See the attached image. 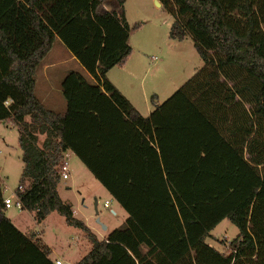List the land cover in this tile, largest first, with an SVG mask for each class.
Masks as SVG:
<instances>
[{
	"label": "trees",
	"instance_id": "trees-1",
	"mask_svg": "<svg viewBox=\"0 0 264 264\" xmlns=\"http://www.w3.org/2000/svg\"><path fill=\"white\" fill-rule=\"evenodd\" d=\"M159 1L169 36L191 35L204 64L144 115L107 75L133 50L125 0H0V120L20 129L19 196L39 222L57 210L85 230L75 264H264V0ZM57 38L88 73L63 77L64 110L36 93ZM67 149L129 214L106 238L59 193ZM224 218L239 228L227 251L207 241ZM51 253L7 216L0 177V264H56Z\"/></svg>",
	"mask_w": 264,
	"mask_h": 264
},
{
	"label": "rangeland",
	"instance_id": "rangeland-1",
	"mask_svg": "<svg viewBox=\"0 0 264 264\" xmlns=\"http://www.w3.org/2000/svg\"><path fill=\"white\" fill-rule=\"evenodd\" d=\"M108 4L107 6L111 7V3ZM124 4L131 26L129 42L133 50L127 63H124L125 66H116L111 76L135 100L141 112L149 115L147 103L157 106L163 102L202 67L204 61L191 35L184 39L169 36L173 16L162 4L156 0H125ZM69 53L70 50L60 38H57L50 57L58 62H64L58 70L63 72L64 68H70L88 75L78 59H71ZM55 73L56 71L54 75ZM62 79L57 73L54 83L59 84ZM42 91L43 88L39 87L37 92L39 96H42ZM63 97L65 103L62 107L48 102L45 106L64 110L67 102L64 94ZM27 118L29 119V116ZM19 134L20 129L16 124L0 120V177L7 194L18 188L25 165ZM45 136L39 133L40 145ZM69 159L70 175L60 180L58 184L60 195L66 202L72 204L77 218L84 220L91 229L96 228L105 236L108 230L120 226L129 214L119 202L110 197L106 187L92 175L83 160L71 154ZM96 194L99 197L98 212L95 206ZM106 199L110 200L108 206L104 205ZM5 213L25 233L48 241L54 250L52 255L55 257L61 255L56 259L61 258L64 264L76 263L92 247L85 230L70 224L65 215L57 210L52 211L40 222L36 219L34 211L18 209L15 205L5 209ZM106 221L110 224L108 230L102 224ZM211 232L213 236L207 237V241L220 250L227 251L228 243L237 236L239 228L225 218ZM221 240L224 242L221 243ZM141 250L147 252L148 246L142 244Z\"/></svg>",
	"mask_w": 264,
	"mask_h": 264
},
{
	"label": "crops",
	"instance_id": "crops-1",
	"mask_svg": "<svg viewBox=\"0 0 264 264\" xmlns=\"http://www.w3.org/2000/svg\"><path fill=\"white\" fill-rule=\"evenodd\" d=\"M157 1V0H156ZM158 2V1H157ZM131 35V34H130ZM54 46V45H53ZM51 51H52V49L50 50V52L46 55V57L43 59V61H42V64H41V66L39 67V69H38V71H37V73H36V93L38 92V88L39 87H41V88H43V91H42V96H39L38 95V93H37V95L42 99V101L44 102V104H46V102H48V103H52L53 105H56V106H61L62 107V104L63 103H65V99H64V97H63V94H62V88H61V81H60V83L58 84H55L54 83V78H55V76L57 75V73H58V75H59V77H61V79H62V77L64 76V74L67 72V71H69V69L70 68H64L65 70L62 72L61 70H58V68L62 65V63H64V62H62V61H57L56 59H54V58H52V57H50L51 56ZM70 58L71 59H73V60H77V58L71 53V51H70ZM128 60V59H127ZM79 62V61H78ZM127 63V62H126ZM125 63V64H126ZM125 64H118V65H120V66H125ZM118 65H115V66H113L112 68H110L109 69V71L107 72V75H108V77L119 87V89L127 96V97H129L130 98V100L135 104V106L141 111V109H140V107L135 103V100H133L128 94H127V92H125V90L119 85V83L116 81V80H114L113 78H112V74H111V72L113 71V69L116 67V66H118ZM61 68H63V67H61ZM56 71V73H55V75H54V72ZM154 106H156V104H150V103H147V111H149V114H150V112L154 109ZM22 153H23V149H22ZM70 154L71 155H75V156H78L72 149H67L66 151H65V158L66 159H68L69 161H70V159H69V156H70ZM78 158H80L79 156H78ZM81 159V158H80ZM25 164V163H24ZM92 175H93V173H92ZM94 176V175H93ZM106 192H108V194L109 195H111L110 197H112V198H114V196L111 194V192L106 188ZM60 193V192H59ZM3 194H4V196H7V195H9V194H7L6 193V189H3ZM95 200L97 199L98 200V203H99V197H98V195L96 194L95 196ZM114 200H116L115 198H114ZM117 201V200H116ZM118 202V201H117ZM120 204V203H119ZM72 205V204H71ZM117 212V211H116ZM115 212V213H116ZM225 219V218H224ZM105 224H106V227H104V228H106L107 230L109 229V227H110V224H109V222H105ZM113 227V226H112ZM114 229V227L111 229V230H113ZM93 231H95L96 232V234L99 236V238H106L107 237V235L109 234V232L111 231V230H108V232L106 233V235L105 236H102V234L100 233V231H98L96 228H93L92 229ZM213 230V229H212ZM213 234V233H212ZM44 240V239H43ZM50 247H51V249H52V253H51V256H52V258L53 259H56L57 257H61V255H56V257L54 256V255H52L54 252V250H53V247H52V245L48 242V241H46V240H44ZM63 264H64V262H63ZM73 264H75V263H73Z\"/></svg>",
	"mask_w": 264,
	"mask_h": 264
},
{
	"label": "built area",
	"instance_id": "built-area-1",
	"mask_svg": "<svg viewBox=\"0 0 264 264\" xmlns=\"http://www.w3.org/2000/svg\"><path fill=\"white\" fill-rule=\"evenodd\" d=\"M60 173L62 175V178H68L70 175V161L66 158L62 160L60 165L58 166ZM24 185L19 184L18 188L13 190L9 195L4 196V204H5V209L10 208L12 206H16L18 209H24L23 201L19 196V191L24 190ZM110 204V200L106 199L104 202L105 206H108ZM56 264H63V260L61 258L55 259Z\"/></svg>",
	"mask_w": 264,
	"mask_h": 264
},
{
	"label": "water",
	"instance_id": "water-1",
	"mask_svg": "<svg viewBox=\"0 0 264 264\" xmlns=\"http://www.w3.org/2000/svg\"><path fill=\"white\" fill-rule=\"evenodd\" d=\"M158 1V3L159 4H161V2L159 1V0H157ZM97 205H98V200L96 199L95 200V206H96V210H97V212H98V207H97ZM100 220V219H99ZM102 224H103V227H106V224L104 223V222H102Z\"/></svg>",
	"mask_w": 264,
	"mask_h": 264
}]
</instances>
